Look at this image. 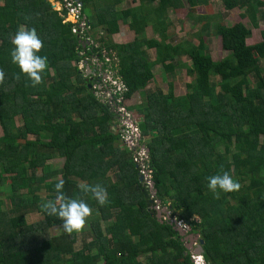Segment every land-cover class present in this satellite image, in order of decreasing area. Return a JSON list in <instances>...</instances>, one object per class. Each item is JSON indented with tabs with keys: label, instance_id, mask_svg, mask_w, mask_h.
I'll return each mask as SVG.
<instances>
[{
	"label": "trees",
	"instance_id": "16d2710c",
	"mask_svg": "<svg viewBox=\"0 0 264 264\" xmlns=\"http://www.w3.org/2000/svg\"><path fill=\"white\" fill-rule=\"evenodd\" d=\"M79 1L86 17L89 4L95 10L94 17H88L92 32L99 28L103 33L97 39L92 35L96 46L86 48V55L116 52L118 75L128 88L126 98L143 91L153 79L157 60L146 59L136 38L125 44L111 38L120 32V24L129 21L135 35L142 36L149 27L163 34L167 10L182 7L181 0H158L155 7L149 6L152 0H139V6L123 11H116L120 0H108L101 8L100 0ZM186 1L189 6L199 4ZM250 1L222 4L225 10L244 8L255 28V10L262 2L256 0L252 6ZM20 25L34 27L43 41L38 55L47 56L48 68L37 87L23 75L19 82L13 80L20 71L11 62L10 39ZM72 27L46 0H0V69L6 80L0 85V170L5 174L0 184L10 193L9 209L3 208L0 198V264H144L141 255L148 264H191L175 228L157 219L154 200L167 203L177 219L190 224L202 242L207 264H264V77L258 67V60L264 62V30L258 42L248 45L250 28L245 24L215 26L213 33L226 52L215 61L205 53L201 39L186 48L162 47L161 64L170 52L190 61L192 85L180 101L161 90L146 92L139 127L143 135H150L146 146L151 190L140 179L121 135L109 131L114 122L110 110L91 92L83 95L91 82L71 65L84 50ZM144 44L147 49L159 46L156 40ZM163 67L172 71L174 66ZM248 75L254 77L253 88L246 82ZM210 76L218 80L217 92ZM54 155L64 160L57 171L46 164ZM37 168L43 170L40 176L34 173ZM111 171L115 181L108 179ZM223 171L242 183L238 191L226 193L232 203L223 193L215 199L207 187V178ZM60 180L66 197L81 199L93 210L78 248L77 234L51 237L48 230L62 228V221L40 211L42 202L55 198L54 186ZM80 182L105 187L109 202L99 206L82 191ZM19 190L26 193L16 194ZM34 212L43 219L27 223V214ZM109 220L102 228L101 223Z\"/></svg>",
	"mask_w": 264,
	"mask_h": 264
},
{
	"label": "rangeland",
	"instance_id": "374dc122",
	"mask_svg": "<svg viewBox=\"0 0 264 264\" xmlns=\"http://www.w3.org/2000/svg\"><path fill=\"white\" fill-rule=\"evenodd\" d=\"M50 5L52 6V9L58 12V16L62 17V5L61 0H46ZM256 0H251V5L253 6ZM158 0H152L150 3V7H155ZM262 6L257 7L255 10L256 14V27H251V24L248 21V15L245 13L244 8L240 7H234L231 10H225L222 4V0H199V4L194 6H189L188 2L186 0H181L182 7L178 9H169L167 10L166 14V28L161 34L158 33L152 28H147L145 33L142 36L135 35L133 32V27L131 22H127V24H120V33L118 35L112 36V42L117 44H125L129 43L135 40V38L139 41L141 50H144L147 55L146 59L150 61L157 60V64L152 68L153 73V79L149 82L148 86L140 92L135 93L132 96L131 101H126L125 106L130 107V120H141L143 121V114L139 112L136 113V110L144 109L147 106L146 101V92L149 91H157L161 90V92L165 95L170 96L174 101H180L184 96L190 92V87L188 85H192V76H190L187 72V68L190 65V61L184 56V55H174L171 52L167 55L164 59V62L161 64V57L163 55V46L168 45L170 47L178 46L180 48H186L189 45H197L198 40L201 39L204 44L205 53H208L212 60H219L220 58L224 57L226 55V52L222 51L220 49L219 44V38L213 33L214 27L217 25H223L226 27H230L233 24L237 22H241L245 24L248 28H250V36L245 40V43L248 45L254 44L260 40V31L264 30V0H261ZM105 3H108V0H100L98 7L101 8L105 6ZM140 1L139 0H120V4L116 6V11H123L127 9H132L134 7L139 6ZM97 7V9H98ZM148 7V6H146ZM96 9V10H97ZM85 13L88 15V17H94L95 10L91 4H89L85 8ZM240 15H243V17H240ZM155 16L154 14L152 15ZM65 21L69 22L71 20L70 16H66L64 19ZM100 29L97 28L96 31H99ZM95 36H97V33H95ZM164 36V38H163ZM148 40H156L159 43V46L156 48H150L147 49L144 42ZM90 46L94 45L96 46V43L92 37H90ZM87 45V44H85ZM85 45H82V47H85ZM117 60L119 62L118 56ZM80 59L79 56L78 59L71 63L73 67H78L82 74L88 73L89 70L87 69L88 66H84L83 64L80 65ZM168 63L172 64L174 67L172 71H166L164 70L163 65H167ZM258 67L260 69V75L264 77V62L261 60H258ZM99 73V72H98ZM97 73V77L100 75ZM51 74H55L54 70H51ZM84 78L89 79V75H84ZM74 78H72V82H74ZM236 80H234L231 84H233ZM209 82L214 85L216 92L218 91V80L214 76L209 77ZM246 82L248 84L249 88H253L255 84L254 77L252 75H248L246 77ZM86 92H91L90 87L88 86V90L86 88V91L83 92V95H85ZM80 95V94H79ZM203 98H206V95L203 96ZM139 107V109L137 108ZM115 119V118H114ZM15 122L17 126H20L21 120L20 117L15 118ZM113 125V124H111ZM109 131L112 134H118L121 133V129L119 130V126L117 122L114 124V127H110ZM43 138L45 140L49 139L48 134H43ZM150 138V135H149ZM32 139V138H31ZM262 142V138H258V144ZM129 153L130 147L125 145L124 147ZM217 151L221 152V147H217ZM63 158L54 155L52 159L48 160L46 162L47 165H49L50 169L52 171L60 170L63 166ZM35 175L40 176L43 173V170L41 168H37L35 170ZM5 174H3L0 170V179L4 177ZM108 179L110 181H115V175L113 171L108 173ZM61 176H56L58 179ZM234 180H236L240 185L242 184L237 180L236 177L232 176ZM5 182H9V178L6 177ZM56 180V179H55ZM85 182H80V184H83ZM246 184V183H245ZM5 186H2L0 184V198L2 197L3 200V208L9 209V201L8 197L9 194L5 191ZM151 189V188H150ZM25 190H19L16 194L23 195L25 194ZM223 193V192H221ZM42 198L45 197V192L41 191L39 193ZM153 194V192H152ZM225 195V198L229 201V203H232V200L229 198V195L226 193H223ZM157 206L158 203H157ZM161 207V206H160ZM161 209V208H160ZM116 212L112 213V216H116ZM169 215V214H168ZM170 220L173 221L174 217L170 216ZM27 223H35L39 220L43 219V216L40 213L34 212L27 214L26 216ZM158 219L161 221H167L164 217V214L161 213V215L158 216ZM113 219H111L112 221ZM195 221H198V218L194 217ZM109 220L108 222L103 221L101 223L102 228H105V226H108V224L111 223ZM134 222L136 223L137 220L134 219ZM170 222V221H168ZM63 228L61 227H52L48 230V233L51 237L58 236L62 234ZM128 235L131 238H134V231L133 229H130L127 231ZM75 234V233H74ZM182 241L184 245H186L189 240V237L182 236ZM81 243L80 235H78V242L76 243V247L78 248ZM92 253V252H91ZM90 253V254H91ZM139 261H141L144 264H148L147 258L143 255L139 257Z\"/></svg>",
	"mask_w": 264,
	"mask_h": 264
},
{
	"label": "clouds",
	"instance_id": "9594fccd",
	"mask_svg": "<svg viewBox=\"0 0 264 264\" xmlns=\"http://www.w3.org/2000/svg\"><path fill=\"white\" fill-rule=\"evenodd\" d=\"M62 14L63 16L60 18L64 19L66 13H63V10H62ZM89 32L91 36L93 35V37L97 39L99 37L98 33H100L101 31L100 30L96 31V29H94V31L92 32V27H90ZM95 33H97V36H95ZM10 43L12 45V49L10 51L11 62L15 64L20 71V74L13 75V80L19 82L21 79V75H23L31 82L32 87H37L41 85L43 83V74L48 68V63H47V56L38 55V53L41 52L44 45L42 39L37 33V30L34 27L27 28L24 25H20L16 33L11 37ZM79 43L81 44V46L85 44L88 45V42L81 39ZM87 45H85V47H87ZM5 83H6L5 72L2 69H0V85H4ZM136 111L139 114V110ZM140 122H142L140 119L138 121H136L135 119V120H131L129 123H133L138 127V130L140 131L139 143L141 146L145 147V152L148 155V149L146 144L148 143L150 138H149V134L143 135L141 133L139 127ZM115 123L116 122H114L113 125L111 126L114 127ZM117 124L119 126V130L120 129L122 130L121 133H118V135H121V140L123 141V144L125 146L126 144L124 142L123 135L128 129V127L126 126L127 124L126 123L123 124V122L122 123L117 122ZM135 149H139V147ZM136 151L137 150H135L134 152ZM130 154L132 156L131 152ZM141 178L143 180L142 176ZM207 179H208L207 187L209 191L213 194V197L215 199L220 198L221 192L231 193L234 191H238L241 187V185L236 180H234V178L227 171H223L222 174L210 176ZM80 187L84 193L86 194L90 193L92 198L98 203L99 206L103 207L109 202L107 189L101 186L100 184L89 185L83 183L80 185ZM63 188H64V181L60 180L54 186V190L56 193L55 198L48 199L42 202L39 206L40 211L47 216H55L58 219H60L62 221V228L65 234L72 235L75 233L77 235H80L83 233L87 224V220L92 215L93 210L85 201L81 199L66 197V195L63 192ZM151 190H153V183ZM157 216L159 215L156 213V217ZM175 230L177 229L175 228ZM201 264H207V262L204 261L202 255H201Z\"/></svg>",
	"mask_w": 264,
	"mask_h": 264
},
{
	"label": "built area",
	"instance_id": "2783aa9c",
	"mask_svg": "<svg viewBox=\"0 0 264 264\" xmlns=\"http://www.w3.org/2000/svg\"><path fill=\"white\" fill-rule=\"evenodd\" d=\"M61 1L62 10L66 11V16L68 15L71 17L69 22L73 24L71 29L72 33L77 35L81 40L88 42L87 47H84V50H81L78 55L81 57L79 64L88 66L87 69L89 72L84 73V75L90 76L88 80L91 82V85H89L91 93L95 96L96 101L105 105L110 110L113 115V119L115 118L114 122H123V124H127L126 126L128 129L123 135L124 142L128 147L131 148L130 151H132L133 162L137 164V167L139 168V174L143 177L145 184L150 189L152 187V182L151 170L149 169L148 165V155L145 152V147L141 146L139 143L140 131L138 130V127L133 123H129L131 121V113L129 112V106H125V102H130L132 96L130 98H126L125 96L128 88L118 75L119 62L116 57V52L107 53L105 50H101L99 53L86 55L85 49L90 47L89 41L90 37L92 36L89 32V21L82 13L83 5L78 0ZM64 19L63 23H69ZM98 35H102V32L98 33ZM99 57H102V59ZM76 68L79 70V66ZM97 73L100 75L99 77H97ZM137 147H139V149H135ZM135 150L137 151L134 152ZM157 203L159 206H157ZM153 204L155 213L158 215L163 213L165 219L167 220H161L162 222L171 224L174 228L181 232L184 237H189L190 245L186 244L188 248H185V250L186 254L189 256L191 264H201V256L194 254V251L199 246V235L193 231L188 222H183L182 220L177 219V217L169 210L167 203L161 204V201L154 200ZM168 214L174 217L173 221L170 220Z\"/></svg>",
	"mask_w": 264,
	"mask_h": 264
},
{
	"label": "water",
	"instance_id": "95a60500",
	"mask_svg": "<svg viewBox=\"0 0 264 264\" xmlns=\"http://www.w3.org/2000/svg\"><path fill=\"white\" fill-rule=\"evenodd\" d=\"M142 180V178H140ZM157 219H158V216H157ZM179 234V236L182 235L181 232H179L178 230H176ZM201 245H202V242L199 241V246L197 247V249L194 251V254L197 255V256H201L202 255V251H201ZM186 248H188V246L186 245Z\"/></svg>",
	"mask_w": 264,
	"mask_h": 264
},
{
	"label": "flooded vegetation",
	"instance_id": "af4514ba",
	"mask_svg": "<svg viewBox=\"0 0 264 264\" xmlns=\"http://www.w3.org/2000/svg\"><path fill=\"white\" fill-rule=\"evenodd\" d=\"M188 242H189V243H187V244H189V245H190V240H188ZM184 247L186 248V246H184Z\"/></svg>",
	"mask_w": 264,
	"mask_h": 264
},
{
	"label": "crops",
	"instance_id": "0c3cea01",
	"mask_svg": "<svg viewBox=\"0 0 264 264\" xmlns=\"http://www.w3.org/2000/svg\"><path fill=\"white\" fill-rule=\"evenodd\" d=\"M119 33H120V32H119ZM119 33H118V34H119ZM118 34H115V35H118ZM113 36H114V35H113ZM81 240H82V238H81Z\"/></svg>",
	"mask_w": 264,
	"mask_h": 264
}]
</instances>
